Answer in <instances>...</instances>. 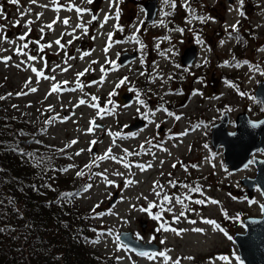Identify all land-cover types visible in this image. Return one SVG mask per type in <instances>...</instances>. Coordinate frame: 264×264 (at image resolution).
<instances>
[{
	"label": "rangeland",
	"instance_id": "374dc122",
	"mask_svg": "<svg viewBox=\"0 0 264 264\" xmlns=\"http://www.w3.org/2000/svg\"><path fill=\"white\" fill-rule=\"evenodd\" d=\"M143 1L147 2L117 0V20L116 8L110 9L108 0H93L90 4L84 0H58L62 2L59 12L54 10L56 4L52 0H37L35 4L30 0H19L18 5L9 3V0H0V8L3 9L0 25L6 26L0 29V36H7V41L0 40V57H11L7 65L0 61V96L6 97L0 100V113L15 116L13 121L26 128L23 137L30 140L23 138L21 146L26 144L37 148L40 158L51 160L57 168L56 178L48 183L56 194L61 191L79 193L72 196V202L76 205L75 210L84 213L87 219L90 229L87 244L104 257L105 263L165 264L163 257L149 260L135 253L127 242L116 240L120 231L128 230L136 240L151 244L155 242L156 247L146 248L147 252H167L171 257L167 264H173L178 258L181 264H240L241 257L240 261L236 260L239 256L237 246L228 236L232 237L235 231H244L243 221L247 215L260 214L263 196L258 187H254L250 195L241 181L255 175L253 163L230 170L221 144L228 138L220 125L214 135L217 146L213 145L211 138L213 125L224 115L228 118L225 128L234 129L238 113L245 112L252 118H260L263 114L261 100L253 94V90L257 87L258 79L264 78V0H243L242 8L240 0H187L188 8L184 6L185 0H175L174 8L170 0L168 3L165 0H150L149 7L155 6V9L148 20ZM73 5H80L89 11L83 13L81 19L74 7L68 10ZM237 9L245 15H240ZM23 12L27 14L21 16ZM37 13L43 15L37 19ZM104 13L113 18L101 28ZM62 15L69 18L67 26L61 22L64 19ZM93 15L98 19L92 20ZM57 17L59 20L53 24L52 30L44 27ZM198 17H203L204 21ZM17 20L19 25L15 24ZM29 20L33 21L30 27L26 23ZM238 21L237 31L233 32L230 26ZM78 23L85 24L87 34L76 29ZM117 24L122 31L114 27ZM42 27L43 33L40 31ZM73 29H76L74 33ZM109 32L113 34V45L105 54L103 49ZM22 35L26 37L24 41L18 39ZM132 37L135 39H130ZM58 38L65 45L64 48L54 43ZM191 42L197 45V56L189 64L182 63L183 49ZM24 43L28 47L23 49L24 54L18 55L15 49ZM48 44L52 46L44 47L41 51L40 45ZM124 50H134V54L126 56L127 59L120 64L118 56ZM85 51L91 54L81 59ZM29 55L37 59L28 60ZM106 57L116 62L117 70H111L112 66L105 62ZM18 64L19 68L16 67ZM101 66L107 71L101 72ZM63 67H68V71H61ZM32 68H37L44 75L38 77ZM185 68L188 71H184ZM85 69L88 71L77 77L76 74ZM102 77L103 83H92L100 81ZM124 77L128 78L127 82L116 89V83ZM29 80L31 83L25 87ZM64 81L68 83L64 84ZM54 83L59 85L60 90L49 95ZM229 83L234 87H230ZM77 84L84 87L81 89ZM29 88H36L37 91L30 92ZM113 89L116 94L109 97ZM196 90L199 94L194 95ZM20 92L27 94L16 95ZM126 92L136 94L131 103H125L121 95ZM137 92L143 96L140 99L145 101L150 113L156 114L149 115L147 123L128 129L127 124L141 116L136 109L139 107L143 112L141 109L145 108L137 103ZM92 96L98 97V100L92 101ZM81 98L87 103L76 106ZM109 99L112 104L107 103ZM91 103L106 109V114H102V118L97 116L98 109L88 106ZM161 107L175 114L179 107L182 113L177 114L181 119L175 120L163 111H157ZM112 109L114 112L107 114ZM93 118L100 127L86 135L84 130ZM49 119L53 122L45 124ZM197 119H200V123L196 124L195 130L188 131L184 136L177 135ZM156 124H160L159 129ZM108 130L122 134L115 138V146L112 144L114 137L108 135ZM74 139L78 143L66 147ZM91 140L98 142L89 153L87 149ZM146 140L161 143L168 151L154 147L150 152H139ZM109 147H112V154L116 157L123 155V149L141 154L126 157L125 162L133 165L130 170L112 160L98 161V167L85 168L93 154L103 155ZM60 149L65 151L61 152ZM81 149L85 151L75 155ZM253 154L262 155L259 151ZM239 157L240 153L237 156L234 153L229 155L236 164L240 162ZM137 159L141 160L139 164L150 162L153 167L141 172L134 165ZM161 161H164L162 165ZM173 164H176L175 168ZM69 165L75 167L68 168ZM63 168H68V171H59ZM105 169L108 179L114 184L106 185L100 176L95 175ZM78 171H83L84 175L78 177ZM116 171L124 175H113ZM127 179L138 183L125 186ZM170 180L178 184L173 187L169 184ZM157 181L163 186L162 191L156 189L161 191V195L191 197L184 201L186 209L190 210H185V216L179 222H173V215H179L182 210L180 204L173 201L172 205H165V209L172 207L173 212H161V197L153 191V184ZM88 184L93 187L84 191ZM181 185H188L189 188ZM192 187H199L200 191H190ZM116 191L117 195L111 200ZM201 199L206 203H195ZM209 199L219 203H207ZM249 200L255 203L250 204ZM150 202L157 203V207L151 210L152 215L139 210L148 207ZM157 213H161L160 220L153 218ZM202 218L215 221L224 232L204 223ZM162 222L185 231L179 236L172 231H157ZM195 228L203 231L195 232ZM97 239L98 243H92ZM162 240L164 243H161Z\"/></svg>",
	"mask_w": 264,
	"mask_h": 264
},
{
	"label": "trees",
	"instance_id": "16d2710c",
	"mask_svg": "<svg viewBox=\"0 0 264 264\" xmlns=\"http://www.w3.org/2000/svg\"><path fill=\"white\" fill-rule=\"evenodd\" d=\"M14 118L0 113V264H107L87 244V219L73 198L49 187L57 168L21 146L30 138Z\"/></svg>",
	"mask_w": 264,
	"mask_h": 264
},
{
	"label": "snow or ice",
	"instance_id": "6c2138e0",
	"mask_svg": "<svg viewBox=\"0 0 264 264\" xmlns=\"http://www.w3.org/2000/svg\"><path fill=\"white\" fill-rule=\"evenodd\" d=\"M30 2L33 3V4H35V3L37 2V0H30ZM84 2L90 4V3L93 2V0H84ZM165 2L168 3L169 0H165ZM170 2H171V7L174 8V7L176 6V5H175V0H170ZM9 3H11V4H15V5H18V4H19V0H9ZM52 3H53V4H56V7H55L54 10L57 11V12H59V11H60V8H61V5L58 4V0H52ZM108 3H109V8H110V9H112V8H114V7L116 8V11H115V19L118 20V19H119V8H118L117 0H108ZM184 6H185L186 8L189 7L188 4H187V0H185V5H184ZM41 7H47V5H41ZM73 7H74L75 12L77 13L78 17L81 18V19H82V15H83V13L89 11V10L86 9V8H81V7H79V6H75V5H73L72 7H69L68 10H69V11L73 10ZM242 7H243V0H240V8H242ZM28 11H30V10H28ZM237 11L239 12L240 15H242V16L245 15V13H244L243 11H241L240 9H237ZM25 14H27V12L20 13L21 16H24ZM167 14H168V13H164V15H167ZM0 15H3V9H2V8H0ZM36 15H37V19H39V18L43 15V13H37ZM5 18H6V17H5ZM112 18H113V17H112L111 15H109L108 13H105L104 18H103V21L101 22V25H100L101 28H103V26L109 21V19H112ZM97 19H98V17H97L96 15H93V16H92V20H97ZM198 19H200L202 22L204 21V18H203V17H198ZM58 20H59V17H57L55 20H53L51 23H48V24L45 25L44 27L48 28L49 30H52V28H53V24L56 23ZM61 22H62L65 26H67V25L69 24V18L66 17V18H64ZM26 23H27V25L30 27V25L33 23V21L29 20V21H27ZM238 23H239V21L237 22L236 25H231V26H230V27L232 28V31H233V32L237 31V25H238ZM15 24H16V25H19V20H17V21L15 22ZM5 27H6V26H4V25H0V29H3V28H5ZM114 27L117 28L118 30H121V31H122V29L119 27L118 24H117V25H114ZM76 29H81L83 34H87V31H88V29H87V27L85 26L84 23H78V24L76 25ZM76 29H73V33L75 32ZM40 31L43 33L44 28L42 27V28L40 29ZM178 31L183 32L184 30H183V29H178ZM69 34H72V33H69ZM112 35H113V34H112L111 32L107 33V42H106V45H105V47H104V49H103V51H104L105 54H107L108 50H109V49L112 47V45H113V42H112ZM62 36H63V34H62ZM76 38H78V37H76ZM92 38L95 39V37H92ZM18 39L21 40V41H24V40L26 39V37H25L24 35H22V36H20ZM130 39H133V40H134L135 37H132V38H130ZM0 40L7 41V36H6V35H5V36H0ZM137 42H138V41H137ZM197 42L200 43L199 40H197ZM36 43H39V42H36ZM54 43H55L56 45H58L60 48H64V47H65V45L61 44V39H60V38H58L57 40H55ZM69 43H71V41H69ZM116 43H120V42L117 41ZM51 46H52L51 44H48V45H40V49H41V51H42L44 47H51ZM27 47H28V44H27V43H24L23 45L17 46L16 49H15V51H16V53H17L18 55H22V54H24L23 49H26ZM90 54H91L90 51H85V52L82 53V55H81L80 58L83 59L85 56H88V55H90ZM10 59H11V57H7V56L0 57V61L4 62L6 65H7V62H8ZM27 59H28V60H36L37 57H36V56H30V55H29V56L27 57ZM68 59H74V57H69ZM105 62H106L107 64H110V65L112 66L111 70H117V67H118V66H117V64H116L115 61L108 60L107 57H106ZM65 63H67V61H65ZM92 63H97V62H96V61H93ZM225 63H227V62H225ZM16 67L19 68L20 65L18 64V65H16ZM56 67H60V66L57 65ZM177 67H180V65H177ZM257 70H258V69H257ZM32 71H33V72H36L38 77L44 75L42 71H38V70L35 69V68H32ZM61 71H64V72L68 71V67H63V68H61ZM87 71H88V69H85L84 72H78L76 75H77V77L83 76ZM106 71H107V70H106L103 66H101V72H106ZM184 71H188V69L185 68ZM141 75H143V73H141ZM44 78H45V79H52V80L55 79V77H44ZM169 78L171 79V77H169ZM103 80H104V77H102L100 81H93L92 83H93V84L103 83ZM127 80H128L127 77H124V78L120 79V80L116 83L115 88H116V89L120 88L122 85H124V84L127 82ZM30 83H31V80L26 81L25 87H27ZM63 83H64V84H67L68 81H64ZM229 86H230V87H234V85H231L230 83H229ZM77 87H79V88L82 89L84 86L81 85V84H77ZM59 90H60L59 85L56 84V83H54V84L52 85L51 89H50L49 95H50L51 93L58 92ZM72 90L75 91V89H72ZM29 91H30V92H36L37 89H36V88H29ZM26 94H27V93H25V92L16 93V95H26ZM115 94H116L115 89H113V91L109 93V97H111V96H113V95H115ZM166 94H167V93H166ZM193 94H194V95L199 94L198 90L194 91ZM8 95H12V93H9ZM241 95H244V93H241ZM5 98H6V97H2V96H0V100L5 99ZM91 100H92V101H97V100H98V97H96V96H92V97H91ZM86 103H87V101H86L85 99L81 98V99L78 101V104H77L76 106H79V105H85ZM107 103H108V104H112V100L109 99V100L107 101ZM137 103H138L139 105H141V106L147 107V105L145 104V101L142 100V99H140V93H139V92H137ZM88 106H90V107H92V108H96V109H98V111H97V116H101V118H102V114L106 112V109L101 108V107L99 106V104H97V103H91V104H88ZM125 107H128V105H126ZM49 110H51V106H49ZM136 111H137L138 114H140L141 116H143L145 119H147V118L149 117V115H151V116H155V114H156L155 112H151V113H149V112H141L139 107L136 109ZM157 111H163L164 113H166L167 116H169V117H174L175 120H180V119H181V116L176 115L175 113L169 111L167 108L161 107V108H158ZM113 112H114V109H112V110H108L107 114H112ZM52 122H53V120H52V119H49V120H46V121H45V124H51ZM61 122H64V121L62 120ZM148 122H149V123H155L154 120H148ZM97 127H100V126L96 124L95 118H93L92 120L89 121V126H88V128L84 130V131H85V134L87 135V134H92V133H94V132H95V129H96ZM156 127L159 129V128H160V124H156ZM193 130H195V129H193ZM42 131H46V129H42ZM187 134H188V130H185L184 132H182V133H180V134H177V135H179V136H184V135H187ZM108 135L114 137V139H113V141H112V144H113V146H115V143H116L115 138H119V137H121L122 134H121L120 132L113 133V132H111V130H108ZM133 135H135V134H133ZM232 135H235V133H232ZM170 138H171V137H170ZM37 142H38V141H37ZM97 142H98V141H96V140H91V141H89V145H90V146H89V148L87 149V151H88L89 153L92 152V147L95 146V144H96ZM76 143H78V140H75V139H74V140L70 141L69 145H67L66 147H70L71 145H74V144H76ZM145 144L152 145V140H146V141H145ZM153 147H157V148H159L161 151H165V152L168 151V149H167V148H164L162 144H156V145H153ZM205 147H207V145H205ZM141 149L144 150V144L141 145ZM59 151L64 152L65 150H64V149H60ZM83 151H85V149H81L80 151L76 152L75 155L78 156V155H80ZM147 151L150 152V149H148ZM140 154H141V153H139V152H130L128 149H123V155H122L121 157H116L115 155L112 154V147H109V148L104 152L103 155H99V156H97V155L93 154L92 160L90 161L89 164L85 165V168L91 169L92 167H98V166H99L98 161L112 160V161H114V162H116V163L121 164L124 168L130 170L131 167H132L133 165H132L130 162H125V161H126V157H128V156H132V155H140ZM21 155H22V156H23V155H27V156H30V157H33V158H34V154H33V153H24L22 150H21ZM152 155L154 156L155 153H152ZM169 155H170V153H169ZM252 162H253V161H249V163H252ZM160 163H161V165H162V164L164 163V161H161ZM71 167H75V165H69V166H68V168H71ZM135 167L139 168L141 172H144V171H147L148 169L152 168L153 165H152V163L149 162V163H146V164H135ZM172 167L175 168V167H176V164H173ZM246 167H247V165H246ZM68 168L59 169V171L67 172V171H68ZM186 170H187V168L185 167V171H186ZM225 170L227 171V169H225ZM76 175H77L78 177L83 176V175H84V172H83V171H78V172L76 173ZM95 175L100 176V177L103 179V181H104V183H105L106 185H112V184H114V181H111V180L108 179V176H107V170H106V169L104 170V172L95 173ZM113 175L122 176V175H124V174L121 173V172H119V171H116L115 173H113ZM169 175H171V174H169ZM134 183H138V181H135V180H132V179H127V180L125 181V186H130V185H132V184H134ZM169 184H171L173 187H175V186L178 184V182H177V181L170 180V181H169ZM181 186H183V187H185V188H189L188 185H181ZM49 187H50V186H49ZM92 187H93L92 184H88V185H86V187L84 188V191H88V190H89L90 188H92ZM156 189H161V191H162V189H163V186L160 185L158 181H157V182H154V184H153V191H154L155 195L161 197V199H160V203H159V207L161 208V212H163V211H165V210L168 211V212H173V208H172V207H168V208L165 209V205H166V204H167V205H172V204H173V201H174L176 204H180V205L182 206V210L180 211L179 215H173V222H179L180 218L185 216V210H190V209H186V206H185V204H184V201H185V200H190L191 197H190V196H184V197L182 198V197H180V196H169V195L166 194V193H164L163 195H161V191H156ZM190 191L199 192V191H200V188H199V187H192V188H190ZM262 194H264V192H262ZM73 195H79V193H75V194H73V193H62V194H61V198H62V199H63V198H70V197H72ZM248 202H249L250 204L255 203V201H253V200H249ZM195 203H198V204H205L206 201L203 200V199H201V200H197V201H195ZM207 203L218 204L219 202L216 201V200H211V199H209V200L207 201ZM95 207H99V205H96ZM132 207L135 208V205H132ZM155 207H157V203H156V202H150L149 205H148V207H146V208L141 207L139 210L142 211V212H147V213H149L150 215H152L151 210H152L153 208H155ZM260 207H261V210L264 211V204L260 205ZM94 210H95V209H93V211H94ZM109 214H111V212H110ZM97 215H102V214H101V213H97ZM225 216L227 217V214H226V213H225ZM153 218L156 219V220H160V219H161V213H157V214L153 215ZM237 218H238V217H237ZM202 220H203L204 223L212 224V225H214L215 229H217V230H219V231H221V232H224V229L220 228V226H219L218 224H216L215 221H213V220H208V219H203V218H202ZM189 222H190V223H193V224L196 223L195 221H189ZM3 230H4V229H0V231H3ZM160 230H163V231H172V232L176 233V235H178V236L181 235L183 231H185L184 229H176V228H173V227H171L170 225H167V222H162V223H160L159 227L157 228V231H160ZM93 231H95V229H94ZM193 231H195V232H201V231H203V230H202V229H199V228H195V229H193ZM224 234H225L226 236L228 235L226 232H225ZM138 238H139V237H138ZM120 239H121V236H120V235H117V236H116V240L119 241ZM228 239H232V237H231V236H228ZM98 242H99V239H97V240H95V241H92V243H98ZM161 243H164V241L162 240ZM122 246H123V247H126V245H122ZM137 254L140 255V256H142V257H146V258L149 259V260H154V259H156L157 257H163V258H164V261H165V264H167V262L171 259V257H169V256L167 255V252H165V251H160V252L138 251ZM117 259H120V258L118 257ZM184 259L191 260L192 257H185ZM220 259L227 260L228 257H220ZM236 260H237V261H240V257L237 256V257H236ZM173 264H181V260L178 258V259H176L175 261H173ZM240 264H242V261L240 262Z\"/></svg>",
	"mask_w": 264,
	"mask_h": 264
},
{
	"label": "water",
	"instance_id": "95a60500",
	"mask_svg": "<svg viewBox=\"0 0 264 264\" xmlns=\"http://www.w3.org/2000/svg\"><path fill=\"white\" fill-rule=\"evenodd\" d=\"M195 46H192L191 55L184 57V61H190L192 59ZM256 94L262 99L264 104V81H259V86L255 90ZM227 117L214 125L212 131V139L216 145V139H214L215 131L218 125L223 128L226 134V138L222 141L223 150L226 162L231 168H235L241 165L253 161L255 165L256 173L253 177H246L243 181L247 184L248 192L251 193V188L256 183L260 191L264 192V113L260 118H251L246 115L245 112H240L236 118L235 129H226L225 122ZM246 130V131H245ZM235 133V135H232ZM254 141L251 143V141ZM255 150H261L263 156L252 155L250 153ZM240 153V162L235 163L229 158L231 153ZM264 204V194L263 201ZM262 214L255 216H246L244 218L245 229L244 231L234 232V241L238 246L239 255L242 258L244 264H264V211ZM121 240L127 242L129 245L135 248H147L145 244L139 240H135L131 237L130 231L120 232Z\"/></svg>",
	"mask_w": 264,
	"mask_h": 264
},
{
	"label": "bare ground",
	"instance_id": "6f19581e",
	"mask_svg": "<svg viewBox=\"0 0 264 264\" xmlns=\"http://www.w3.org/2000/svg\"><path fill=\"white\" fill-rule=\"evenodd\" d=\"M233 153H234V152H233ZM238 153H239V152H237V153H234V154H235V156H237V155H238ZM236 154H237V155H236Z\"/></svg>",
	"mask_w": 264,
	"mask_h": 264
}]
</instances>
